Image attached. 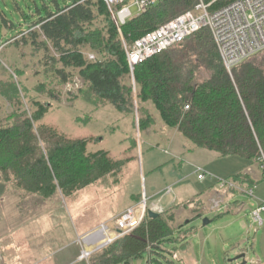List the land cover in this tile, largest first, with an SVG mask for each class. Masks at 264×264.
Here are the masks:
<instances>
[{
	"label": "trees",
	"instance_id": "obj_1",
	"mask_svg": "<svg viewBox=\"0 0 264 264\" xmlns=\"http://www.w3.org/2000/svg\"><path fill=\"white\" fill-rule=\"evenodd\" d=\"M198 1L160 0L128 20L120 34L104 0H71L31 25L22 33V41L36 49L50 43L58 55L51 59L59 80L66 81L67 69L77 70L95 95L119 112L129 113L135 96L126 82L131 71L124 41L132 46L146 33L192 10ZM203 1L214 11L234 0ZM41 35L45 42L39 41ZM177 48L186 49L198 60L180 57ZM87 51L98 56L89 60ZM263 53L248 58L230 74L210 30L202 29L135 67L137 100L151 101L163 123L176 128L192 145L219 156L256 161L264 153V56L256 58ZM32 103L36 110L31 115L13 112L0 121V201L13 188L45 198L57 191L68 196L122 171L126 159H116L107 150L89 151V144L99 138H73L43 123L51 105ZM133 122L135 125V118ZM150 122V115L140 117V130L148 129ZM232 178L246 185L257 183L243 172ZM191 203L201 215L202 201ZM171 210L155 218L147 216L135 231L99 252L93 264L129 263L146 251L151 255L164 252V243L176 230ZM186 238L178 239L182 247L188 245Z\"/></svg>",
	"mask_w": 264,
	"mask_h": 264
},
{
	"label": "rangeland",
	"instance_id": "obj_2",
	"mask_svg": "<svg viewBox=\"0 0 264 264\" xmlns=\"http://www.w3.org/2000/svg\"><path fill=\"white\" fill-rule=\"evenodd\" d=\"M70 3L71 0H0V121L13 112L31 115L36 110L32 102L41 101L51 105L43 123L73 138L97 137L98 140L89 144V151L107 150L116 159L127 162L118 175H107L72 195L64 196L57 191L45 198L15 188L5 193L0 201V253L5 255L6 247L14 243L12 253L27 259L28 240H36L42 244L41 254L51 253L42 264H57L71 254L73 249L67 254L55 252L59 243L76 241L82 245L79 238L101 225L113 228L111 220L118 214L112 215L134 201L133 195L140 199L146 193L150 208L158 204L159 209L165 211L195 198L199 192L206 193L211 184L216 186L214 180H199L198 174H193L197 167L219 178H232L249 168L257 169L256 161L238 155L219 156L196 147L176 128L165 125L151 101L137 100V84L131 74L126 82L132 86L135 100L133 112L129 113L119 112L109 101L95 95L77 70L67 69L66 81L59 80L51 59L58 55L52 45L47 43V47L36 49L22 41V33L28 32L29 27L48 12ZM45 40L43 35L39 37L40 42ZM187 42L189 45L190 41ZM123 44L129 46L127 41ZM177 49L180 57L198 60L186 49ZM91 53L97 55L93 51L86 52ZM263 56L264 53L256 58ZM76 78L81 80L80 85L70 90L67 84ZM148 115L151 126L141 131L140 117ZM162 124L167 129L162 128ZM169 186L172 192L167 191ZM256 187L258 196L261 192L264 195V181L257 182ZM158 191L160 196L154 199L152 194ZM230 194L231 197L238 195ZM229 196L226 199H230ZM237 198L244 205L243 212L233 210L218 216L209 210L197 216L183 215L174 225L176 230L171 240L164 243V252L151 255L146 251L138 259L123 264H171L168 260L173 264H238L243 259L236 260V252L242 250L243 253L247 249L251 258L264 257V227L254 233L253 219L249 216L256 200L244 195ZM183 208L181 206L180 210ZM182 235H187L184 240L188 241L187 248L178 241ZM253 243H256L255 251ZM112 244L84 258L85 262L93 264L101 251Z\"/></svg>",
	"mask_w": 264,
	"mask_h": 264
},
{
	"label": "built area",
	"instance_id": "obj_3",
	"mask_svg": "<svg viewBox=\"0 0 264 264\" xmlns=\"http://www.w3.org/2000/svg\"><path fill=\"white\" fill-rule=\"evenodd\" d=\"M112 15L120 34L122 27L128 20L134 16L144 13L147 9L156 5L160 0H104ZM211 4H206L199 0L196 6L186 11L170 21L160 25L139 39L132 46L125 45L127 59L130 66L131 76L134 79L135 67L147 59L161 54L166 50L182 43L188 37L199 32L202 29H209L219 54L224 62L227 71L232 74V70L248 58L264 51V0H234L231 3L210 10ZM135 9V10H134ZM125 43V42H124ZM1 51V50H0ZM89 60H95V54L87 55ZM81 80L76 78L69 82L67 87L72 90L80 85ZM189 106L186 105V109ZM257 167L260 170L262 180L264 181V153L256 160ZM195 172L199 180H214L218 188L219 195L213 198L210 211H226L230 204L226 199L230 193L236 192L239 195L248 196L255 199L256 204L251 209L253 219L252 230L257 233L264 226V199L257 193L256 185H246L233 178H219L212 173L203 171L197 167ZM253 173L249 168L245 174ZM233 195L232 197H237ZM149 197L144 193L141 200L129 206L111 220V228L108 224H103L98 229L84 238H79L83 247L80 258H88L101 248L124 238L126 235L135 231L147 218L148 211H159L157 206L149 207ZM99 232L103 235H96ZM250 233V231H249ZM107 239H100L101 236ZM88 246H90L88 248ZM243 260L250 261L247 256Z\"/></svg>",
	"mask_w": 264,
	"mask_h": 264
},
{
	"label": "crops",
	"instance_id": "obj_4",
	"mask_svg": "<svg viewBox=\"0 0 264 264\" xmlns=\"http://www.w3.org/2000/svg\"><path fill=\"white\" fill-rule=\"evenodd\" d=\"M162 128H164V129L166 128L167 129V127L163 126V124H162ZM257 169H258V167H257ZM257 169L254 170L253 173L248 174L250 176L252 182H261V181H263L262 177H261L260 170L259 169L257 170ZM195 170L193 171V174H196ZM201 181H205V180H201ZM208 189L209 190L206 191V193L199 192V194L195 198L189 199L186 203H183L181 205H175L174 207H171V208L167 209V210L172 209L171 211L175 213V218H176L175 225L177 223V220L178 219L180 220V217L181 216L183 217V215H185L186 217L189 216L187 214H191V215H194V216L198 215L196 212H194V210H193L194 209V205L191 203V201L200 199L202 201V212L203 213H206L207 211L210 210V206H211L213 198L217 197L219 195V193H218L217 186H214V184H211ZM167 191L172 192L173 191L172 186H169L167 188ZM159 192L160 191L152 194L154 199L160 196ZM260 196H259L260 198H264V195L262 194V192L260 193ZM229 197H231V196H229ZM237 197H235V198L231 197L233 199L230 200V204L227 207L226 211L214 212V213L216 215H218V216H223V215H225V214H227L229 212L232 213L233 210H236L234 212H237V213L243 212L244 211V209H243L244 205L239 200V198H237ZM141 198L142 197H140V199H138L137 195H133L134 201H131V203L129 205H127L126 207H124L120 211L114 213L112 215V217L115 216L116 214L121 213L122 211H124L129 206L135 204L136 202H138V200H141ZM227 199L229 200V198H227ZM255 204H256V202L254 203L253 207L255 206ZM181 206L184 207L183 210H180ZM157 207H158V204H157ZM161 208H163V207H161ZM159 210L161 211V209H159ZM163 210H164V208L162 209V211L160 213H163V212L167 211V210H165V211H163ZM250 213H249V216H251ZM178 225L181 226V224H178ZM263 227H261L260 229H262ZM178 229H180V228L178 227ZM28 241L29 242H28V249H27L28 250L27 259H25L23 257L21 258L20 256L15 255L14 253H12L14 251L13 246L15 245L14 243H12L11 246L6 247L5 255L0 253V264H42L51 253H47V254L43 253V254H41L40 250H42V247H41L42 244L36 243V240L32 241L31 239H29ZM78 244L79 243H77L76 241H71V242H66L65 241V243L63 245H61V243H59V245H57V247H56L57 249L55 250V252H58L59 254H62V253L63 254L64 253L67 254L69 250L73 249V251L70 252L71 253L70 255H66L64 257V259H62V260L60 259L57 264H91L88 261L86 263L85 262L86 260L80 258L82 247H81V245H78ZM255 244L256 243L251 244L253 251H255ZM187 247H188V245H187ZM187 247H183V248H187ZM241 252H242V250H238L236 252V254L240 255ZM30 253H33V254H30ZM247 256L249 257L250 260H255L256 261V263H253V264H263L264 257L262 255L261 256L256 255V257L251 258L250 252L248 251ZM240 263L241 262H238V264H240ZM248 263L252 264L250 261H247V264Z\"/></svg>",
	"mask_w": 264,
	"mask_h": 264
},
{
	"label": "water",
	"instance_id": "obj_5",
	"mask_svg": "<svg viewBox=\"0 0 264 264\" xmlns=\"http://www.w3.org/2000/svg\"><path fill=\"white\" fill-rule=\"evenodd\" d=\"M159 215H160V213L155 212V211H153V210H151V209L148 211V216L151 217V218L158 217ZM204 223L207 224V223H208V220L206 219V220L204 221ZM245 255H246V253H244V252L241 253L240 255H238V256L236 257V260H242V259H244ZM240 264H247V262H246L245 260H243L242 263H240Z\"/></svg>",
	"mask_w": 264,
	"mask_h": 264
}]
</instances>
